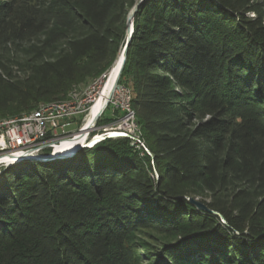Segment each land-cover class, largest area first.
I'll return each mask as SVG.
<instances>
[{"label":"trees","instance_id":"trees-1","mask_svg":"<svg viewBox=\"0 0 264 264\" xmlns=\"http://www.w3.org/2000/svg\"><path fill=\"white\" fill-rule=\"evenodd\" d=\"M137 2L0 0V116L107 74ZM118 85L152 156L0 168V264H264V0H144Z\"/></svg>","mask_w":264,"mask_h":264},{"label":"built area","instance_id":"built-area-1","mask_svg":"<svg viewBox=\"0 0 264 264\" xmlns=\"http://www.w3.org/2000/svg\"><path fill=\"white\" fill-rule=\"evenodd\" d=\"M118 96L122 97L121 101ZM92 101L93 99L86 95L64 99L60 105L61 110L67 111V118L63 122L50 121V110L36 111L33 114V121L16 118L0 122V153L34 150L51 143L68 133L69 127L73 124H79L87 117ZM111 103L114 109L121 110L123 114L110 129L115 134L129 137L132 142H137L138 148H143L137 140V129H134L132 115L128 111V95L125 86L118 85L116 87ZM71 108H78L79 116H71ZM40 112H47V124L39 123Z\"/></svg>","mask_w":264,"mask_h":264},{"label":"water","instance_id":"water-1","mask_svg":"<svg viewBox=\"0 0 264 264\" xmlns=\"http://www.w3.org/2000/svg\"><path fill=\"white\" fill-rule=\"evenodd\" d=\"M143 1L144 0H138V2L133 6V8L131 9V11L128 15L127 31H126V43H125L123 50L121 52V57L119 60L120 62H119V67H118L117 73L115 75L113 84L111 86V89H110L109 94H108V98H107L104 106L93 116L89 125L86 128H84L83 124H84V121L86 119L85 118L84 120L80 121V123L78 124L79 126H78L77 130L73 131L72 129H70L69 132L66 133L65 135L58 137L56 140L52 141L49 144H45L38 149L28 150V151L18 150L17 152H14V153H11V152L0 153V157L9 156V158H10L9 161L4 162V163H0V165H8L9 166V165L17 163L21 160H42L43 161L44 159H39V158H45V159L51 160V159H56V158L69 157V156L74 155L81 148L91 147V146H88L89 144L86 143V141L90 140L91 138L96 137L99 134L103 138L100 139L99 141H97L96 143H94L92 146L98 144L99 142L105 140L106 138L126 137V136L120 135V134H117L118 136H110L112 133L115 134L113 132V130H111L110 128L113 126V124L116 121L111 123V124L102 125V126H97V122L100 119V117L102 116V114H103L104 110L106 109V107L108 106V104L110 103V101L113 97V94L115 92V89L118 86V81L120 79V75L122 73L124 64L126 62V58H127V54H128V47H129V44L132 40V35H133V31H134V19L136 17V13H137V11H138V9H139V7ZM83 131H87V136H86L84 142L76 140L79 137L78 135H80ZM69 141H74V142L72 143L71 146L69 144V146H67L65 149L59 151V153H62V155H60L58 153L55 154V149L57 146H60L64 142H69ZM147 150L149 153L147 151L146 152L151 155L150 150L148 148H147ZM190 202L201 210L208 211L210 213L217 214V215L221 216V214L218 211L209 208L198 197L190 198Z\"/></svg>","mask_w":264,"mask_h":264},{"label":"bare ground","instance_id":"bare-ground-1","mask_svg":"<svg viewBox=\"0 0 264 264\" xmlns=\"http://www.w3.org/2000/svg\"><path fill=\"white\" fill-rule=\"evenodd\" d=\"M121 54L118 57V59L115 61V64L112 66V68L110 69V71L107 73V75L105 76L104 80L102 81L101 87L99 89L98 95L95 99V101L93 102L91 109L89 111L88 117L85 121L84 124V128H86L89 123L91 122L93 116L104 106L107 98H108V94L109 91L111 89V86L113 84L115 75L117 73L118 67H119V60H120ZM73 93H71L67 98V99H71L72 97L77 96L78 94H74L72 96ZM127 95H128V111L130 112V114L132 115V122L134 124V129L138 128V123L136 121V115L135 112L131 106V93L130 90L127 89ZM72 96V97H71ZM63 100H58V101H53V102H49L46 104H42L41 106H39L38 108H36L35 110H33L30 114H28L29 116H20V117H13V118H7V119H3L0 120V122H5V121H9L11 119H16V118H23V121H33V114L36 111H47L50 110V121L53 122H63L65 121V119L67 118V111L66 110H61V102ZM79 115V109L78 108H71V116H76ZM39 123L40 124H47V112H40L39 114ZM78 139L79 141L84 142L86 136H87V131H83L80 135H78ZM110 136H118L117 134H111ZM139 136V135H138ZM103 137L99 134L94 138H91L90 140L86 141V143H88V146H92L94 143H96L97 141H99L100 139H102ZM138 142L142 144L143 148L146 149V151L148 152L145 144H143L138 138H137ZM74 141H69V142H64L62 145L57 146L55 149V154L58 153L60 155H62V153H59V151L65 149L67 146L72 145ZM136 146H137V142H136ZM149 153V152H148ZM39 159H44V160H49V159H45V158H39ZM10 158L9 156H2L0 157V163H4L9 161ZM43 160V161H44Z\"/></svg>","mask_w":264,"mask_h":264},{"label":"rangeland","instance_id":"rangeland-1","mask_svg":"<svg viewBox=\"0 0 264 264\" xmlns=\"http://www.w3.org/2000/svg\"><path fill=\"white\" fill-rule=\"evenodd\" d=\"M17 54H20V52L19 53H17ZM121 54V53H120ZM120 54H119V56H120ZM118 56V57H119ZM118 59V58H117ZM116 59V60H117ZM115 64V63H114ZM15 66V65H14ZM113 66V65H112ZM111 66V67H112ZM17 67H19L18 65H16V67H14L15 68V70H16V68ZM111 69V68H110ZM109 69V70H110ZM18 70V69H17ZM20 72V71H19ZM109 72V71H108ZM107 72V73H108ZM107 74H102L100 77H98V78H96V77H93V78H86L83 82H81V83H79V84H75L74 86H72V89H71V91L69 92V94H68V96L71 94V93H73L72 94V96L74 95V94H78V96L80 97V96H84V95H86V96H90L92 99H93V101L92 102H90V106H92V104H93V102L95 101V99H96V97H97V95H98V92H99V89H100V87H101V84H102V81L104 80V78H105V76H106ZM127 88V87H126ZM128 89V88H127ZM129 90V89H128ZM71 96V97H72ZM70 97V96H69ZM68 97V98H69ZM118 98L120 99V101H121V96H118ZM52 101H55V100H47V101H41V102H39V103H37V107L36 108H38L39 106H41L42 104H46V103H49V102H52ZM35 108V109H36ZM34 109V110H35ZM90 109H91V107H90ZM113 110H114V108H113V105H112V103H111V101H110V103L108 104V106L106 107V109L104 110V112H103V114H102V116L100 117V118H102V119H104V118H109V117H112L113 116ZM33 111V110H32ZM32 111H30V112H28V113H25V114H23V115H21V116H24V115H26V116H29L28 114H30ZM90 111V110H89ZM89 114V113H88ZM88 114H87V117H88ZM76 116H79V115H76ZM13 117H17V115H12V116H0V120H2V118L3 119H7V118H13ZM87 117H86V119H87ZM86 119H85V121H86ZM85 121H84V124H85ZM83 124V125H84ZM78 124H73L71 127H69V129H72L73 131H75V130H77L78 129ZM139 135V136H138ZM137 138L143 143V144H145V141H144V139H143V137H142V132H141V130H140V128H139V126H138V128H137ZM132 144H134V145H136V142H132ZM145 146H146V144H145ZM137 147V146H136ZM146 148H147V146H146ZM6 166H8V165H0V168H3V167H6Z\"/></svg>","mask_w":264,"mask_h":264}]
</instances>
